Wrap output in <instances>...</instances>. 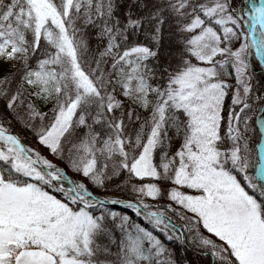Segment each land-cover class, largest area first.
I'll return each instance as SVG.
<instances>
[{
    "label": "snow or ice",
    "instance_id": "snow-or-ice-1",
    "mask_svg": "<svg viewBox=\"0 0 264 264\" xmlns=\"http://www.w3.org/2000/svg\"><path fill=\"white\" fill-rule=\"evenodd\" d=\"M181 250L264 264V0H0V264Z\"/></svg>",
    "mask_w": 264,
    "mask_h": 264
},
{
    "label": "trees",
    "instance_id": "trees-1",
    "mask_svg": "<svg viewBox=\"0 0 264 264\" xmlns=\"http://www.w3.org/2000/svg\"><path fill=\"white\" fill-rule=\"evenodd\" d=\"M260 70H262L260 68ZM261 72V71H260ZM260 72L259 73H255V75L257 77L260 76ZM22 135H24L26 137L25 139V143L29 144L30 146L37 148L39 151H41L44 155L51 157L50 155H48L47 151L45 149H43L41 146H39L36 141L34 139H32L27 133H22ZM52 158V157H51ZM71 174V173H70ZM185 256L186 254L181 250L180 252L177 253V259L179 261H181V264H191V262H199V261H209L210 264H214V261L212 260L211 257H203V256H199L196 253L193 252H189L187 254V261H185Z\"/></svg>",
    "mask_w": 264,
    "mask_h": 264
},
{
    "label": "rangeland",
    "instance_id": "rangeland-1",
    "mask_svg": "<svg viewBox=\"0 0 264 264\" xmlns=\"http://www.w3.org/2000/svg\"><path fill=\"white\" fill-rule=\"evenodd\" d=\"M252 64H253V67L255 68V73H259L261 70H260V66L258 64V62L253 58L252 59ZM49 159H52L51 157H48ZM55 162V161H54ZM70 174V173H69ZM71 175V174H70Z\"/></svg>",
    "mask_w": 264,
    "mask_h": 264
}]
</instances>
